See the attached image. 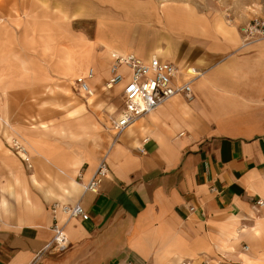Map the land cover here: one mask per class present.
<instances>
[{
	"label": "crops",
	"instance_id": "0c3cea01",
	"mask_svg": "<svg viewBox=\"0 0 264 264\" xmlns=\"http://www.w3.org/2000/svg\"><path fill=\"white\" fill-rule=\"evenodd\" d=\"M221 3H0V264H31L65 223L53 206L76 203L90 219L67 224L68 249L40 264H264V40L246 46L241 32L264 0ZM112 52L170 63L179 84L198 75L192 99L115 142ZM91 69L94 99L75 83ZM107 153L99 191L84 193Z\"/></svg>",
	"mask_w": 264,
	"mask_h": 264
},
{
	"label": "built area",
	"instance_id": "2783aa9c",
	"mask_svg": "<svg viewBox=\"0 0 264 264\" xmlns=\"http://www.w3.org/2000/svg\"><path fill=\"white\" fill-rule=\"evenodd\" d=\"M245 45H251L264 40V19L255 18L246 26L241 28ZM112 63L110 65V78L106 85L108 90L124 86V111L113 122L111 130L117 142L119 138L134 124L141 119L153 114L166 103L177 96H184L188 100L192 99V84L198 79V75L187 81L185 84L177 83L179 70L167 62L152 61L146 63L134 54L121 55L116 52L111 53ZM191 75V73H190ZM95 77V71L89 70L86 77H80L75 83L81 95L85 98L95 96V91L90 86L89 81ZM5 125L4 118L0 115V129ZM10 147L14 153L31 167V157L25 141L20 136H14ZM143 151V150H142ZM109 153H107L99 163L94 176L89 182L83 185L84 193L99 191L103 179L109 173L108 163ZM82 180V175H78ZM260 206H264L263 201H259ZM54 214L62 213L65 216V223H60L57 218L52 226L53 239L40 252H38L31 264H40L47 256L61 254L69 247V240L66 234V225L73 220L82 219L88 221L89 214L85 211L81 203L74 205H57L52 208ZM249 248L245 247L247 251ZM207 264V263H206Z\"/></svg>",
	"mask_w": 264,
	"mask_h": 264
},
{
	"label": "rangeland",
	"instance_id": "374dc122",
	"mask_svg": "<svg viewBox=\"0 0 264 264\" xmlns=\"http://www.w3.org/2000/svg\"><path fill=\"white\" fill-rule=\"evenodd\" d=\"M5 2L6 0H0V3L1 2ZM7 1H12L13 3H16L18 2L19 4H26L28 3L29 0H7ZM162 3L164 4H174V3H182V4H185V5H194V6H199V7H202V8H206L208 7V2H213L217 5H220L221 6V0H160ZM71 96L73 98H76L78 97V94H72V92H70ZM94 97L90 98V99H94ZM111 98L114 99H119V93L118 92H115L114 94H112ZM78 100V98H76ZM84 101L87 103L89 100H85Z\"/></svg>",
	"mask_w": 264,
	"mask_h": 264
},
{
	"label": "bare ground",
	"instance_id": "6f19581e",
	"mask_svg": "<svg viewBox=\"0 0 264 264\" xmlns=\"http://www.w3.org/2000/svg\"><path fill=\"white\" fill-rule=\"evenodd\" d=\"M11 129H12V128H11ZM254 231H255V233H256L257 235H260V225H259V224L256 226V228L254 229Z\"/></svg>",
	"mask_w": 264,
	"mask_h": 264
}]
</instances>
